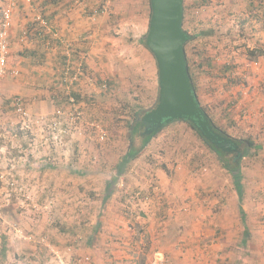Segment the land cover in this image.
Here are the masks:
<instances>
[{"label":"rangeland","instance_id":"374dc122","mask_svg":"<svg viewBox=\"0 0 264 264\" xmlns=\"http://www.w3.org/2000/svg\"><path fill=\"white\" fill-rule=\"evenodd\" d=\"M201 1L207 3L199 6ZM251 1H185V30L191 36L215 31L187 45L189 57L211 61L197 71L198 101L219 127L229 128L238 139L245 138L240 128L248 116L244 91L258 76L264 80V9L250 14ZM93 2L78 0L76 6L90 15ZM107 3L121 13V20H109V33L110 44L121 49L117 65L123 84L103 89L90 75L88 92L95 96L85 94L82 116L72 126L67 125L70 108L63 99L65 109L31 114L30 119L18 116L13 122L19 127L11 136L0 133V264H231L213 254L201 259L196 252L201 245L188 244L187 230L164 227L176 205H167L161 188L183 186L178 177L185 176L198 184L220 168L217 154L194 130L173 122L138 158L125 156L134 118L158 104L154 59L146 48L143 54L133 51L148 33L151 7L150 0ZM3 102L0 123L7 106ZM55 121L62 123L61 130L54 131ZM150 178L153 187L141 188L139 183ZM167 208L172 209L168 219Z\"/></svg>","mask_w":264,"mask_h":264},{"label":"crops","instance_id":"0c3cea01","mask_svg":"<svg viewBox=\"0 0 264 264\" xmlns=\"http://www.w3.org/2000/svg\"><path fill=\"white\" fill-rule=\"evenodd\" d=\"M77 1L20 0L18 2L13 12L9 55V70L16 71L18 75H9L2 82L3 97L0 99V104L3 100V105L7 104L3 112L4 120H9L8 123H3L4 120H1L0 133L3 136H6L5 133L11 136L10 133L19 127L13 120L23 116L11 106L15 98L22 101V108L27 114L44 116L58 109H65L66 104L61 101L63 99L68 101L69 95L79 96V106L85 108V94L95 96V93L88 92L92 90L89 86L90 75L95 76L97 84L102 85L103 89L107 86L112 89L113 85L122 83L117 65L121 60L119 57L121 49L118 50L110 44L113 36L109 33L113 28L109 20L111 18L121 20L120 9L114 7L111 9V3H107V0H92L95 5L94 12L91 11L90 15H87L86 10L83 12L76 6ZM261 2V6L255 0L250 2V14L264 9V0ZM3 5L4 3L1 2V10ZM38 14L49 21L52 32L43 31L35 26L32 20ZM254 16L262 19L257 17V14L252 15ZM244 20L247 21L246 18ZM27 30L29 35L25 36L24 32ZM135 45L133 51L140 50L139 52L143 54L145 47L142 39ZM145 50L154 59L157 81L155 95L158 100L157 62L151 52ZM79 68H82V80L78 84L71 85L65 79L66 73L69 70V73L76 74ZM262 79L258 76V80L253 81V87L244 91L242 100L248 116L247 122L240 130L245 138H251L255 142L253 154L245 158L242 166V197L235 188L232 176L216 158L220 168L215 170V175L210 171L206 174L207 177L202 178L204 181L199 179L198 184L187 176L178 177L181 183L184 182L183 186L161 188L162 192L167 193V205L171 203L176 205L174 210L176 212L171 216L173 219L166 222L164 227H182L185 232L187 230L188 244L197 247V243H200L202 247V249L200 247L201 251L198 249L196 251L201 259H205L208 255L211 258L214 255L217 260H231V264H264V80ZM152 94L154 95V88ZM24 124L26 125L25 122ZM0 149L2 151L3 146H0ZM159 177L160 175H157V178ZM151 180L152 178L147 182L142 181L139 185L145 188L150 185ZM215 192L217 196L212 199ZM167 209H169L168 219L172 209ZM241 232L242 235L239 236ZM240 246L242 250L243 247L245 248L243 252L240 251Z\"/></svg>","mask_w":264,"mask_h":264},{"label":"water","instance_id":"95a60500","mask_svg":"<svg viewBox=\"0 0 264 264\" xmlns=\"http://www.w3.org/2000/svg\"><path fill=\"white\" fill-rule=\"evenodd\" d=\"M151 18L145 43L159 75L158 104L142 119L143 136H151L176 121H188L224 153H239L233 139L219 134L201 107L190 75L185 47L191 35L184 28L185 0H150Z\"/></svg>","mask_w":264,"mask_h":264},{"label":"trees","instance_id":"16d2710c","mask_svg":"<svg viewBox=\"0 0 264 264\" xmlns=\"http://www.w3.org/2000/svg\"><path fill=\"white\" fill-rule=\"evenodd\" d=\"M259 6L262 5V0H259ZM206 1H201L200 3H197L199 6H203L204 4H206ZM150 7H151V3H150ZM186 11V8H185ZM152 14V10L150 12V15ZM215 35V31L214 30H204L199 32L197 35L191 36V40L189 41L192 42L194 40H198V39H205V38H210L212 36ZM145 37L146 35L142 38V44L144 45V47L146 49V43H145ZM188 43V44H189ZM187 44V45H188ZM187 45L185 47V55L187 58V64L189 67V71H190V75L191 78L193 80L194 83V87H195V93L196 96L198 95L197 93V75H198V70H200L201 67H204V65L207 66H211V61H209V59H200V62L198 63V59L197 58H192L189 57L188 51H187ZM205 60H207V62H204ZM207 63V64H206ZM230 68V67H229ZM74 96V95H73ZM75 98H77V101H80L79 96H74ZM198 99V97H197ZM204 109V108H203ZM208 116H209V121L210 123L214 126V128L216 129V131L228 138L233 139L236 143L239 144L240 146V151L239 153H224L223 151L217 149L212 143H210L209 141H207L202 134L200 133V131L193 125V123L188 122V121H180V122H185L187 123L196 133V135L212 150L214 151L218 158L219 161L221 163V165L223 166V168L230 173V175L233 178V181L235 183V188L237 189L240 197H242V192H243V184H242V180H243V176H242V166H243V162L245 160V158H247L248 156H251L253 154L252 150L255 149V142L251 139V138H236L232 135H230L229 132V128H223V127H219L217 125V123L214 122L213 118L210 116V114L207 112V110H204ZM145 113V112H144ZM140 116L137 115V117L134 118V123L132 124L133 126L131 127V137H132V141L130 143V146L128 148V151L126 153V158L127 159H136L139 157V155L142 153V151L147 147V145L149 144V142L160 132L162 131L164 128L167 127L164 126L160 131L154 133L151 136H143V132H144V127L142 125L141 119H142V113L139 114ZM179 122V121H176ZM136 139L140 140V146L139 144L136 143ZM135 141V142H134ZM243 214V211H242ZM7 238V237H6ZM6 238L4 237V248H3V254L8 253L9 248L6 245ZM6 255H4L6 257ZM6 259V258H5Z\"/></svg>","mask_w":264,"mask_h":264},{"label":"built area","instance_id":"2783aa9c","mask_svg":"<svg viewBox=\"0 0 264 264\" xmlns=\"http://www.w3.org/2000/svg\"><path fill=\"white\" fill-rule=\"evenodd\" d=\"M20 0H4L3 8L0 12V98L2 97V82L9 76V75H18L16 71L9 70V55H10V47H11V29L13 26V12L18 5ZM35 26L39 27L43 31L52 32V28L50 26L49 21L41 14H38L33 20ZM25 36L29 35V30L24 32ZM66 73L65 79L71 85L77 83L79 79H81L82 75V68L78 69L76 74ZM106 88V87H105ZM22 101L18 98L12 100L11 106L21 115H25L27 118H31L30 115L23 110ZM68 106L70 108L69 114L67 115L69 118L67 121L70 123L67 124L68 127L72 126L75 120H78L82 115L81 111H79V102L77 98L73 95H69L68 97ZM64 111L58 112V114H65ZM60 115V116H61ZM46 121V118L43 122ZM52 127L54 131L62 129V123L55 121L52 123ZM153 264H161L160 262H155Z\"/></svg>","mask_w":264,"mask_h":264},{"label":"flooded vegetation","instance_id":"af4514ba","mask_svg":"<svg viewBox=\"0 0 264 264\" xmlns=\"http://www.w3.org/2000/svg\"><path fill=\"white\" fill-rule=\"evenodd\" d=\"M146 112H147V111H146ZM146 112H145V113H146ZM145 113H143L141 116L143 117V115H144Z\"/></svg>","mask_w":264,"mask_h":264}]
</instances>
